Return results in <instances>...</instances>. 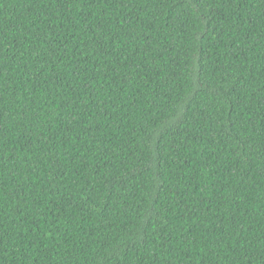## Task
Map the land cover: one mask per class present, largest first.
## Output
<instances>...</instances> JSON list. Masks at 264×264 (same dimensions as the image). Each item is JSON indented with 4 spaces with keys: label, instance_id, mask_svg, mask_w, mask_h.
<instances>
[{
    "label": "trees",
    "instance_id": "trees-1",
    "mask_svg": "<svg viewBox=\"0 0 264 264\" xmlns=\"http://www.w3.org/2000/svg\"><path fill=\"white\" fill-rule=\"evenodd\" d=\"M0 264H264V0H0Z\"/></svg>",
    "mask_w": 264,
    "mask_h": 264
}]
</instances>
